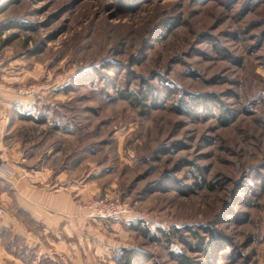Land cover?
<instances>
[{
  "label": "rangeland",
  "instance_id": "1",
  "mask_svg": "<svg viewBox=\"0 0 264 264\" xmlns=\"http://www.w3.org/2000/svg\"><path fill=\"white\" fill-rule=\"evenodd\" d=\"M0 79L90 192L79 261L33 264H264V0H0Z\"/></svg>",
  "mask_w": 264,
  "mask_h": 264
},
{
  "label": "crops",
  "instance_id": "2",
  "mask_svg": "<svg viewBox=\"0 0 264 264\" xmlns=\"http://www.w3.org/2000/svg\"><path fill=\"white\" fill-rule=\"evenodd\" d=\"M3 82L0 79V264H33L35 254L37 259L79 261L81 232L88 221L82 201L90 192L65 170L45 166V157L34 152L36 144L27 141L31 137L18 129V123L28 121L19 117L24 96Z\"/></svg>",
  "mask_w": 264,
  "mask_h": 264
},
{
  "label": "built area",
  "instance_id": "3",
  "mask_svg": "<svg viewBox=\"0 0 264 264\" xmlns=\"http://www.w3.org/2000/svg\"><path fill=\"white\" fill-rule=\"evenodd\" d=\"M17 92L27 97H34L35 88L33 86H21ZM0 170V177H1ZM87 216L99 219H108L129 213V206L125 201L119 198L105 196H97L89 200L85 206ZM4 213L3 206L0 205V216Z\"/></svg>",
  "mask_w": 264,
  "mask_h": 264
},
{
  "label": "trees",
  "instance_id": "4",
  "mask_svg": "<svg viewBox=\"0 0 264 264\" xmlns=\"http://www.w3.org/2000/svg\"><path fill=\"white\" fill-rule=\"evenodd\" d=\"M11 1H17V0H11ZM146 91L149 92V90H146ZM21 118L33 119V117L31 115H21ZM132 227L135 229H140L145 235L148 232L147 229L140 226L139 221H136L135 223H133ZM175 231H178V229L176 228ZM161 233L166 236V234L163 230H161ZM179 237H180V239H182L181 236H179ZM206 245H207V247L209 246L208 243ZM130 260H131V250L130 249H122L120 251L119 262H122L123 264H130ZM185 262H186V264H190L189 261H187V260H185Z\"/></svg>",
  "mask_w": 264,
  "mask_h": 264
}]
</instances>
